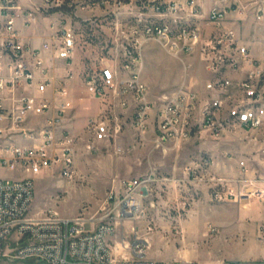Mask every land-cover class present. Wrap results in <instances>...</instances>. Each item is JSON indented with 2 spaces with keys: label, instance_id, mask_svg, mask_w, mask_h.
I'll return each instance as SVG.
<instances>
[{
  "label": "built area",
  "instance_id": "built-area-1",
  "mask_svg": "<svg viewBox=\"0 0 264 264\" xmlns=\"http://www.w3.org/2000/svg\"><path fill=\"white\" fill-rule=\"evenodd\" d=\"M201 1L0 0V168L19 167L25 173L15 179L0 177V264H197L147 258V242L135 228L134 242L124 246L125 254L119 257L110 243L120 221L140 217L138 195L150 177L123 180V195L93 227L88 226L92 220L82 216L29 215L35 176L59 167L62 176L73 179L76 139L59 130L72 108L66 81L52 86L49 67L41 57L44 49L25 40L21 31L22 24L30 25L38 15H57L58 33L46 49L64 61L74 57L77 22L92 30L104 17L111 31L121 32L112 57L84 77L86 87L109 110L94 123L88 150L96 149V142L114 139L115 151L123 152L117 138L121 125L114 122L128 111L133 127L139 133L154 130L158 142L185 141L201 134L218 139L233 132L264 137V59L254 58L238 30L228 26L234 14L264 21V0H220L208 13ZM102 6L101 15L84 10ZM208 27L210 32L205 31ZM156 36L173 39L178 49H198L212 74L203 90L181 88L174 96L163 97L158 108L141 76L143 41ZM230 71L245 75L234 79L228 76ZM40 117L45 121L31 126ZM256 161L264 167V148ZM239 166L240 176H218L211 158L205 157L187 170L193 177L209 175L214 202L258 196L264 203V189L256 187L264 179L248 177V160H240ZM114 198L111 192L109 200ZM259 238L264 240V225Z\"/></svg>",
  "mask_w": 264,
  "mask_h": 264
},
{
  "label": "rangeland",
  "instance_id": "rangeland-1",
  "mask_svg": "<svg viewBox=\"0 0 264 264\" xmlns=\"http://www.w3.org/2000/svg\"><path fill=\"white\" fill-rule=\"evenodd\" d=\"M84 10L97 15L104 12L103 6ZM58 18L57 15H38L30 25L22 24L21 34L25 40H31L33 46L44 49L41 57L49 67L52 86L57 87L62 80L66 81L72 108L66 113L59 130L70 129L76 139L75 173L73 179H67L61 175L59 167H53L35 176V198L29 215L45 216L56 212L67 219L82 216L91 219L92 223L88 226L93 227L123 195V180L150 177L152 181L138 195L140 217L120 221L110 241L114 247L119 244L116 251L119 257L126 253L124 246L134 242L133 228L138 230L143 239L150 236L160 239L148 247L147 257L150 258V253L158 250L160 254L155 259L170 257L176 248L174 243L182 237L181 222L187 223L191 216L196 217V222L187 233L188 250L198 264L246 257L249 245H244L241 236L232 235L227 239L224 231L218 233L221 228L213 220L221 222V209H228L233 215H238L243 210V204H250L248 209H252L260 201L264 207L262 199L258 196L234 200L225 197L222 202H214L206 180L209 175L193 177L187 168L205 157L211 158L213 173L218 176H225L219 164L223 167L225 163L231 169L237 164L234 158L248 160L249 168L259 165L255 159L264 148L262 134L233 132L218 139L201 134L185 141L158 142L154 130L139 133L133 127L132 111H128L124 115L120 114L114 122L121 125L117 138L124 148L123 152L115 151L114 139L96 142V149L88 150L87 144L93 142L94 123L100 121L109 110L107 104L86 87L84 77L97 72L101 62L112 57L111 54L118 47L117 42H120L121 32L111 31L109 20L104 17L101 21H95L92 30L77 22L75 54L72 60L64 61L58 59L55 51L46 49L58 33ZM174 43L173 39L161 36L143 41L141 76L157 108L163 97H172L181 88L203 90L211 78L198 49H178ZM37 120L39 122L31 126L40 125L45 117ZM23 176L25 173L19 167L0 168V177L15 179ZM111 192L117 198L109 200ZM216 204H220V210L213 212L212 207ZM210 218L213 220L207 221ZM203 220L208 223V233L212 226L209 224L218 228L213 226L215 231L209 233V237L203 234L206 229ZM257 225L252 226L256 228ZM245 241L249 242V239ZM254 241L250 239V242ZM259 264L264 263L260 261Z\"/></svg>",
  "mask_w": 264,
  "mask_h": 264
},
{
  "label": "crops",
  "instance_id": "crops-1",
  "mask_svg": "<svg viewBox=\"0 0 264 264\" xmlns=\"http://www.w3.org/2000/svg\"><path fill=\"white\" fill-rule=\"evenodd\" d=\"M220 0H202L201 1V6L204 11V13H208L209 10L219 2ZM233 21L228 24L229 27H234L238 30L239 34L241 35L242 40L244 41L245 45H247L253 55L254 58L256 59H264V21H257L255 17H241L240 15L234 14L232 15ZM239 18H242L243 20H238ZM207 29V28H206ZM208 32L211 31V28L208 27L207 29ZM211 74V73H210ZM245 75V72L239 73L235 71H230L228 73V76L238 79L240 77H243ZM212 78V74H211ZM210 78V79H211ZM204 88V87H203ZM58 102V100H57ZM45 121V120H44ZM75 126V123H74ZM68 132H70V129H67ZM241 159H236L234 158L233 160L237 162L236 165L228 167L225 163L223 164V167L220 166L223 170L222 174L225 176L233 175V176H240V166H239V161ZM195 164V163H194ZM193 164V165H194ZM192 166V165H191ZM217 168V167H215ZM214 169V167H213ZM220 170V169H219ZM221 174V173H220ZM248 177L249 178H264V167L261 165H256L254 167L249 168L248 171ZM256 187L258 188H263L264 189V180L259 181L256 184ZM252 204V203H251ZM250 204H243L240 212H238V215H233L230 210L228 209H221L222 215H221V222L217 223L215 222L212 218L207 219L208 220H213V222L220 227L221 229L219 230V234L221 232H225L227 239L228 237L234 236H241V239H243L244 245H249V254L246 257H241V259H235V260H217L215 263H210V264H226L230 262H236V263H241L243 261L244 264H259L260 261L264 263V241L260 240L258 237V231L259 227L264 225V207L263 204H261L260 201H258V205L252 209H248ZM211 210V209H210ZM220 210V204H216V206L212 207V211H217ZM196 217H190L188 222H181L180 224V229L181 235L180 238L174 243L175 251L172 253V255L166 259L163 260H158L155 259V256L160 254V251L158 250L157 252H151L150 253V258L147 257V252H146V257L152 260H157V261H194L198 264L197 260L191 255V253L188 250V242H187V233L189 229H192V226L194 222H196ZM204 221V220H203ZM204 224L206 225V229L203 231V234L209 237V233L211 234L212 230L209 231L208 233V228H207V222L204 221ZM257 225L255 228L252 225ZM212 225L209 227V230L214 228L216 225H213L212 223L209 224ZM235 225V226H234ZM218 233L216 235H218ZM112 237L110 238L111 241ZM147 241V246H151V244L157 240H160L158 237L150 236V237H145ZM245 239H249V242H246ZM250 239H255V241L252 243L250 242ZM168 243V242H167ZM113 246V245H112ZM119 244L115 246L116 251L118 250ZM147 247V249H148Z\"/></svg>",
  "mask_w": 264,
  "mask_h": 264
}]
</instances>
